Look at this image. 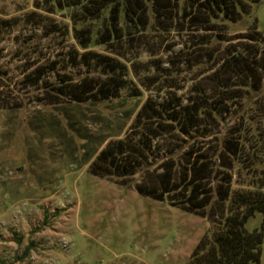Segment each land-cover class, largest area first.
Masks as SVG:
<instances>
[{"label": "rangeland", "instance_id": "rangeland-1", "mask_svg": "<svg viewBox=\"0 0 264 264\" xmlns=\"http://www.w3.org/2000/svg\"><path fill=\"white\" fill-rule=\"evenodd\" d=\"M58 1L64 10L57 9ZM76 1L0 0V264H188L200 243L212 241L224 224L216 195L201 217L140 194L139 176L115 182L92 173L100 152L125 138L150 93L134 98L125 89L108 100L48 105L39 103L38 87L23 81L31 65L67 60L79 48L72 17L83 15V8ZM186 2L180 1L181 8ZM55 24L62 26L57 33ZM219 27L230 36L228 46L254 29L264 36V0L238 22ZM152 37L176 50L190 39L175 32ZM145 46L139 37L132 42L135 53ZM90 49L109 54L105 46ZM261 76V95L236 105L215 125L216 133L230 130L244 138L245 156L231 170L233 191L264 184ZM193 77L189 71L181 75L180 95L190 96ZM203 143L215 150L218 138ZM262 221L257 214L246 229H260Z\"/></svg>", "mask_w": 264, "mask_h": 264}, {"label": "trees", "instance_id": "trees-1", "mask_svg": "<svg viewBox=\"0 0 264 264\" xmlns=\"http://www.w3.org/2000/svg\"><path fill=\"white\" fill-rule=\"evenodd\" d=\"M180 1H76L73 5L83 8V15L72 17L79 48L73 47L67 60L31 65L23 81L38 87L39 103L48 105L108 100L125 89L134 98L150 93L125 138L100 152L92 173L115 182L139 176L140 194L201 217L216 195L224 224L212 241L200 243L188 264H260L264 184L232 190L231 170L245 156L244 138L230 130L216 133L215 127L236 105L251 104L261 95L264 36L254 29L240 44L228 46V32L218 30L251 14L260 0H187L182 8ZM54 27L56 33L62 29ZM173 32L190 38L182 49L156 44L152 37ZM137 37L146 46L135 53ZM92 45L105 46L109 54ZM143 54L150 59L142 61ZM161 54L169 55L163 59ZM76 70L84 73L78 76ZM188 71L194 77L186 98L179 94V78ZM216 136L215 150L204 147L203 140ZM257 214L263 217L261 228L250 232L246 224Z\"/></svg>", "mask_w": 264, "mask_h": 264}]
</instances>
